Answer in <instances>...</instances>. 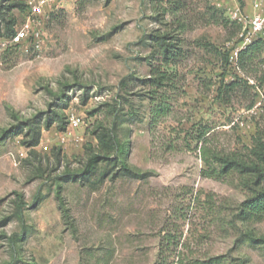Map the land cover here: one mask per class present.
Wrapping results in <instances>:
<instances>
[{
  "label": "rangeland",
  "instance_id": "1",
  "mask_svg": "<svg viewBox=\"0 0 264 264\" xmlns=\"http://www.w3.org/2000/svg\"><path fill=\"white\" fill-rule=\"evenodd\" d=\"M13 1L27 3L0 4ZM249 1L58 0L40 47L4 50L0 264H264V213L239 214L252 191L217 159L246 158L264 128V99L248 108L264 92V49L241 71L229 61L241 29L231 11ZM12 14L19 25L26 12ZM157 36L177 54L153 86ZM236 74L248 84L223 103L218 87ZM103 130L122 155L90 165L106 155Z\"/></svg>",
  "mask_w": 264,
  "mask_h": 264
},
{
  "label": "trees",
  "instance_id": "2",
  "mask_svg": "<svg viewBox=\"0 0 264 264\" xmlns=\"http://www.w3.org/2000/svg\"><path fill=\"white\" fill-rule=\"evenodd\" d=\"M19 9L22 12H26L27 4L25 2L13 1L9 3L0 4V38H8L15 34L16 26L18 23L17 17L12 14L13 9ZM167 36H157L154 54H160L162 61L154 63L151 62L152 76L147 78L145 82H150L153 86H159L167 79V73L162 69V63L170 61L177 52L171 47L173 44L167 42ZM264 49L263 42H256L245 51L241 52L238 57V66L243 70L246 66L250 65V61L254 60L257 52H261ZM154 57V56H153ZM228 60V54L227 58ZM154 61V59H153ZM248 84V80L238 74L231 82L221 81L218 87V97L223 103H228L230 98H227V94L233 92L238 86ZM250 86V85H249ZM254 101L249 105V109L253 106ZM64 120L63 117H60ZM54 122V118H47L45 124L50 127ZM42 133L41 115L37 116L29 122V132L27 134V145L30 147H36L40 143ZM101 148L106 155H95L91 159V164H95L97 161H105L109 165H114L115 162L121 157L123 152V146L113 135L111 130H103L98 135ZM111 155H114L111 157ZM218 161L221 165L222 173H228L230 171H236L245 180V183L252 191V195L241 205L239 214L245 215L249 218L252 215L264 213V128L258 132L253 139V145L249 148V153L246 158L238 155L234 156H218ZM211 169V166H209ZM208 169V170H209ZM94 168L88 170V178L93 174ZM107 172H102L99 175V179L103 180L107 175Z\"/></svg>",
  "mask_w": 264,
  "mask_h": 264
},
{
  "label": "built area",
  "instance_id": "3",
  "mask_svg": "<svg viewBox=\"0 0 264 264\" xmlns=\"http://www.w3.org/2000/svg\"><path fill=\"white\" fill-rule=\"evenodd\" d=\"M58 0H27V10L23 21L16 26L15 34L8 38H0V62L4 50L13 45L30 42L35 47H40L43 42L44 28L58 6ZM232 18L240 25L241 29L236 39L235 47L229 61L235 64L238 71L239 54L256 42L264 43V0H250L247 7H235L231 11ZM258 102L249 110L256 112L262 109L264 92L259 90ZM69 125L77 128L81 124L80 116L74 111L68 112Z\"/></svg>",
  "mask_w": 264,
  "mask_h": 264
}]
</instances>
